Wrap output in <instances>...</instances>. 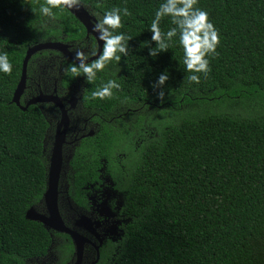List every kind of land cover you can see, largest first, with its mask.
I'll return each mask as SVG.
<instances>
[{
  "label": "trees",
  "instance_id": "trees-1",
  "mask_svg": "<svg viewBox=\"0 0 264 264\" xmlns=\"http://www.w3.org/2000/svg\"><path fill=\"white\" fill-rule=\"evenodd\" d=\"M161 2L77 0L95 20L113 7L128 9L115 30L131 38L127 55L88 82L67 72L77 64L42 51L28 61L26 79L39 76L47 90L56 83L61 96L81 92L86 109L107 117L126 115L106 141L115 151L122 135L129 137L128 222L115 264H264V0H197L219 39L209 71L196 73L199 82L188 79L178 35L165 52L147 54ZM41 5L47 0H0V52L12 64L10 73L0 72V264H24L50 243L39 223L25 219L45 188L48 127L37 106L21 111L11 103L26 50L44 42L70 45L87 58L97 50L67 10L47 5L50 14H43ZM169 27L175 25L162 17L161 31ZM163 70L169 79L153 89ZM108 79L120 87L92 97ZM142 126L153 135L136 149L130 136Z\"/></svg>",
  "mask_w": 264,
  "mask_h": 264
},
{
  "label": "flooded vegetation",
  "instance_id": "flooded-vegetation-1",
  "mask_svg": "<svg viewBox=\"0 0 264 264\" xmlns=\"http://www.w3.org/2000/svg\"><path fill=\"white\" fill-rule=\"evenodd\" d=\"M47 86L48 83L39 76L27 78L19 101L24 106L40 94L55 95L65 110L63 118L60 109L51 102L34 105L48 127L43 138L45 188L39 202L30 208L36 215L48 217L43 195L48 188L56 136L64 131L55 202L63 226L81 240V255L78 257L76 253L78 241L76 243L69 233L46 229L39 223L50 235L49 246L43 255L28 259L24 264H115L128 222L123 196L130 162L124 151L129 137L122 135L115 151H109L106 141L113 136L110 135L112 129L120 126V123L115 125L117 119L128 120L126 115L114 119L97 110L86 109L81 92L61 96L56 83L52 84L51 90H47ZM136 111L138 114L139 110ZM139 131L130 136V145L136 149L153 135V131H147L144 126Z\"/></svg>",
  "mask_w": 264,
  "mask_h": 264
},
{
  "label": "clouds",
  "instance_id": "clouds-1",
  "mask_svg": "<svg viewBox=\"0 0 264 264\" xmlns=\"http://www.w3.org/2000/svg\"><path fill=\"white\" fill-rule=\"evenodd\" d=\"M61 0H47V5H56ZM64 5L71 7L77 0H62ZM197 0H162L154 12L148 31L150 39L145 41L147 54L156 57L165 52L173 37L178 35V44L183 50L184 70L191 73L188 79L199 82L200 77L196 73L206 74L209 71V60L207 57L216 54V46L219 42L217 30L208 18V13L198 7H194ZM41 5L43 14H50V7ZM129 15L127 8L113 7L106 11L102 18L93 24V31L98 40L102 41V52L99 57L91 63H85L87 56L82 51H76L75 58L78 65H69L67 72L73 77L83 74L86 81L91 82L97 78V73L102 71L109 61H119L121 55H127L129 47V36L122 32H116L121 28V16ZM168 16L175 27H169L162 32L160 28L161 18ZM148 41L154 42L148 46ZM12 71V64L5 52H0V72L8 74ZM169 76L165 70L160 72L151 86L155 89L164 84ZM120 84L113 79H108L91 93L94 98L104 99L113 94V89H118ZM157 97L163 95L158 91Z\"/></svg>",
  "mask_w": 264,
  "mask_h": 264
},
{
  "label": "water",
  "instance_id": "water-1",
  "mask_svg": "<svg viewBox=\"0 0 264 264\" xmlns=\"http://www.w3.org/2000/svg\"><path fill=\"white\" fill-rule=\"evenodd\" d=\"M62 8L67 10L85 29L86 38L91 36L97 46L96 53L85 60V63H91L94 60H96L102 51V41L98 40L97 34L93 31V24L96 22V20L89 15V13L83 8L82 5L76 3L73 4L71 7H68L67 5H64L62 3H58ZM71 46L67 44L57 43V42H44L39 43L36 45H33L29 47L26 50L23 62H22V69H21V75L20 79L16 85V88L13 92L11 103L15 104L21 111H25L29 106L36 105L37 103H45V102H51L55 106H57L60 111L61 115L64 118L65 110L59 100V98L55 95H43L40 94L37 97H34L33 99L29 100L24 106L20 105V97L25 89V83H26V70H27V64L30 58L35 55L38 52L42 51H55L59 53L65 60L72 61L75 64L78 65L79 61L75 58V53L72 52ZM74 100V99H72ZM73 104H71L72 106ZM64 133V131H62ZM57 133L56 140L54 143V148L52 150L51 159H50V169L48 172V179H47V185L48 188L46 190V193L43 195V200L46 203L47 211H48V217L45 218L43 216L36 215L34 213V210L32 208L28 209L25 214V219L33 222L40 223L44 228L48 229L51 228L54 231H61L65 233H69L71 238L76 242L77 244V250L76 253L78 254V257L81 255V244L79 243L80 238L75 233L70 232L68 229H66L62 221L59 217V214L57 212L56 208V182H57V176L59 171V166L61 163V145L63 143V134ZM77 243V242H76Z\"/></svg>",
  "mask_w": 264,
  "mask_h": 264
},
{
  "label": "bare ground",
  "instance_id": "bare-ground-1",
  "mask_svg": "<svg viewBox=\"0 0 264 264\" xmlns=\"http://www.w3.org/2000/svg\"><path fill=\"white\" fill-rule=\"evenodd\" d=\"M58 210V209H57ZM58 233V232H57Z\"/></svg>",
  "mask_w": 264,
  "mask_h": 264
}]
</instances>
